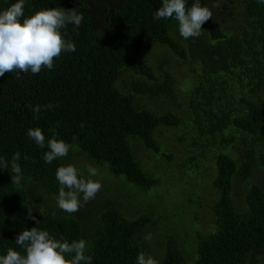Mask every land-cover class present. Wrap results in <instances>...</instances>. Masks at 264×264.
Segmentation results:
<instances>
[{"label":"trees","instance_id":"trees-1","mask_svg":"<svg viewBox=\"0 0 264 264\" xmlns=\"http://www.w3.org/2000/svg\"><path fill=\"white\" fill-rule=\"evenodd\" d=\"M160 7L25 0L21 22L49 8L84 19L61 29L76 50L52 69L0 77V256L26 255L15 240L37 227L84 239L91 264H137L141 252L158 264H264V4L224 0L188 39L175 18H155ZM37 127L68 155L45 163L47 146L27 134ZM69 164L102 184L75 213L57 204L56 170Z\"/></svg>","mask_w":264,"mask_h":264},{"label":"clouds","instance_id":"clouds-1","mask_svg":"<svg viewBox=\"0 0 264 264\" xmlns=\"http://www.w3.org/2000/svg\"><path fill=\"white\" fill-rule=\"evenodd\" d=\"M264 4V0H258ZM25 0H17L9 8L0 12V77L6 72H14L17 79L19 73L31 72L38 74L43 68L52 69L54 60L62 52H74L76 46L65 40L61 29L68 24L77 28L84 17L75 11L66 12L61 8H49L37 11L34 15L24 18ZM213 17L207 6H202L197 0L192 6L186 7V0H162V7L155 12L157 19L175 18L178 21L179 33L184 39L202 35L203 25ZM47 107H52L48 105ZM40 107L34 108L39 113ZM28 136L44 148L47 146L43 159L51 164L54 160L68 155L71 145L55 138L45 143V134L40 128L28 130ZM20 158L17 152L12 157V183L20 185L21 167L16 163ZM0 167L8 168L6 161L0 160ZM88 176L95 177L98 170L88 167ZM56 178L60 184L57 198L58 207L67 213L79 211L82 203L94 199L101 190L102 184L91 178H83L78 169L69 164L56 170ZM67 189V190H66ZM82 196V199H81ZM44 214L43 210H40ZM29 218L36 220L29 209ZM39 224V221H37ZM146 236L145 239H150ZM16 244L26 249V255L15 249H8L6 255L0 256V264H91L92 257L86 255L87 242H61L50 236L47 230L37 227L25 229L15 240ZM71 256L72 258H67ZM137 264H158L150 255L143 252L137 257Z\"/></svg>","mask_w":264,"mask_h":264},{"label":"rangeland","instance_id":"rangeland-1","mask_svg":"<svg viewBox=\"0 0 264 264\" xmlns=\"http://www.w3.org/2000/svg\"><path fill=\"white\" fill-rule=\"evenodd\" d=\"M223 1H224V0H207V1L205 2V5H206L209 9H211V8H216V6L221 5V4L223 3ZM160 192H162V194H163V193L165 194V191H162V190H161ZM164 194H163V195H164ZM170 203L173 204L172 200H170ZM167 206H169V205L167 204ZM165 207H166V204H165ZM167 209H169V208H165V209H161V210L164 211V210H167Z\"/></svg>","mask_w":264,"mask_h":264}]
</instances>
